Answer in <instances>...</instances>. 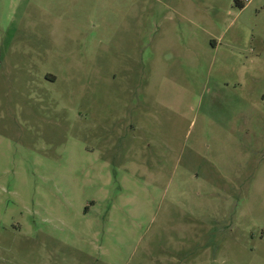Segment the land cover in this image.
Here are the masks:
<instances>
[{
    "label": "rangeland",
    "instance_id": "374dc122",
    "mask_svg": "<svg viewBox=\"0 0 264 264\" xmlns=\"http://www.w3.org/2000/svg\"><path fill=\"white\" fill-rule=\"evenodd\" d=\"M0 0V264H264V0Z\"/></svg>",
    "mask_w": 264,
    "mask_h": 264
},
{
    "label": "trees",
    "instance_id": "16d2710c",
    "mask_svg": "<svg viewBox=\"0 0 264 264\" xmlns=\"http://www.w3.org/2000/svg\"><path fill=\"white\" fill-rule=\"evenodd\" d=\"M235 5L239 8H244L245 7V0H234Z\"/></svg>",
    "mask_w": 264,
    "mask_h": 264
}]
</instances>
